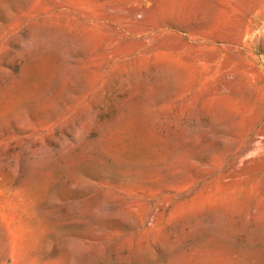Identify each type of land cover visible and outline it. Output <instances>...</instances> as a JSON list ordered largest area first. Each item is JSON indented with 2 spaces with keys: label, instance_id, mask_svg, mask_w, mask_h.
<instances>
[{
  "label": "rangeland",
  "instance_id": "1",
  "mask_svg": "<svg viewBox=\"0 0 264 264\" xmlns=\"http://www.w3.org/2000/svg\"><path fill=\"white\" fill-rule=\"evenodd\" d=\"M0 264H264V0H0Z\"/></svg>",
  "mask_w": 264,
  "mask_h": 264
},
{
  "label": "bare ground",
  "instance_id": "2",
  "mask_svg": "<svg viewBox=\"0 0 264 264\" xmlns=\"http://www.w3.org/2000/svg\"><path fill=\"white\" fill-rule=\"evenodd\" d=\"M248 33V32H247Z\"/></svg>",
  "mask_w": 264,
  "mask_h": 264
}]
</instances>
